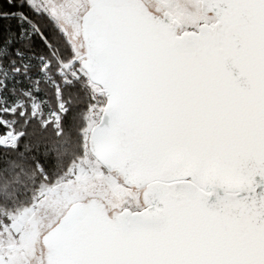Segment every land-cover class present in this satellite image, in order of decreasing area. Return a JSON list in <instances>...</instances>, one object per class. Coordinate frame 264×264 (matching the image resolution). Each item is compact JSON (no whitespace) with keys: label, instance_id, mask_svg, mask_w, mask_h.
Wrapping results in <instances>:
<instances>
[{"label":"snow or ice","instance_id":"1","mask_svg":"<svg viewBox=\"0 0 264 264\" xmlns=\"http://www.w3.org/2000/svg\"><path fill=\"white\" fill-rule=\"evenodd\" d=\"M0 264H264V0H0Z\"/></svg>","mask_w":264,"mask_h":264}]
</instances>
